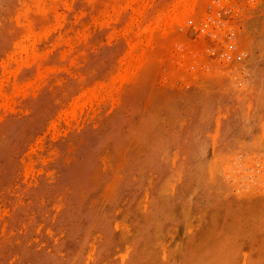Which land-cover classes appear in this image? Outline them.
<instances>
[{"label":"rangeland","instance_id":"obj_1","mask_svg":"<svg viewBox=\"0 0 264 264\" xmlns=\"http://www.w3.org/2000/svg\"><path fill=\"white\" fill-rule=\"evenodd\" d=\"M179 1L0 0V264H264V0Z\"/></svg>","mask_w":264,"mask_h":264},{"label":"bare ground","instance_id":"obj_2","mask_svg":"<svg viewBox=\"0 0 264 264\" xmlns=\"http://www.w3.org/2000/svg\"><path fill=\"white\" fill-rule=\"evenodd\" d=\"M180 1H181V0H180ZM180 1H179V3H180ZM186 1H187V0H183V1H182V2H184V3L182 4V6H183V7H182V8H183L182 13H184L183 15H184L186 18H188L189 15H190V11L188 10L189 8H187L188 6L186 5ZM188 2H189V1H188ZM190 2L192 3V0H191ZM193 2H194V1H193ZM172 4H173V3H172ZM184 4H185V5H184ZM175 5H176V6L173 5V7H177V6H179V5H177L176 3H175ZM191 6H192V5H191ZM180 8H181V7H180ZM175 10H176V9H175ZM179 11H180V10H179ZM177 12H178V11H177ZM171 13H172V12H171ZM179 18H180V17H179ZM173 19H174V18H173ZM176 19H177V17H176ZM180 20H181V19H179V21H180ZM179 21H177V22H179ZM181 21H182V20H181ZM183 21H185V20H183ZM188 22H189V21H188ZM174 23H176V22H174ZM167 24H168V23H167ZM183 24H184V23H183ZM168 26H169V24H168ZM171 27H172V26H171ZM175 28H176V27H175ZM175 28H174V29H175ZM138 44H139L140 46H142V45H141V41H140ZM140 46H138V47H140ZM85 92H86V91H85ZM86 93H87V92H86ZM81 94H82V95L84 94V97H85V93H81ZM81 94H80V96H81ZM100 94H101V92H100ZM100 94H99V96H100ZM81 97H82L81 99H83V103H81L79 107H82L81 109H83V108H85V107H83V104L87 105V104H88V103H87L88 99L85 97V98L87 99V101H85V100H84L85 98H83V96H81ZM88 97H89V96H88ZM90 98H92V97H90ZM97 98H98V97L96 96V99H97ZM81 99H78V100H77V101H78V103L76 102V103H77V106L79 105V100H81ZM94 99H95V98H94ZM96 99H95V100H96ZM84 101H85V102H84ZM89 101H91V99H89ZM91 102H92V101H91ZM73 103H74V102H73ZM90 104H91V103H90ZM90 104H89V105H90ZM70 105H71V104H70ZM71 106H72V105H71ZM71 106H70V107H71ZM79 107H78V108H79ZM71 108H72V107H71ZM71 108L69 109V110H71V111H69V112H70V113H69V116L71 115V116H70L71 119H75V118H76V116H75V115H76V114H75L76 112H74L73 108H72V109H71ZM92 110H93V109H92ZM80 114H81V113H80ZM93 115H94V114H93ZM79 120H80V119H79ZM87 123H88V122H87ZM68 126H69V125H68ZM69 127H70V128H73V124L71 123ZM74 128H75V127H74ZM68 130H69V129H68ZM52 140L54 141V137H53ZM115 249H116V248H115ZM115 253H116V251H115Z\"/></svg>","mask_w":264,"mask_h":264},{"label":"built area","instance_id":"obj_3","mask_svg":"<svg viewBox=\"0 0 264 264\" xmlns=\"http://www.w3.org/2000/svg\"><path fill=\"white\" fill-rule=\"evenodd\" d=\"M232 47H233L232 45H229V48H231V49H232Z\"/></svg>","mask_w":264,"mask_h":264}]
</instances>
